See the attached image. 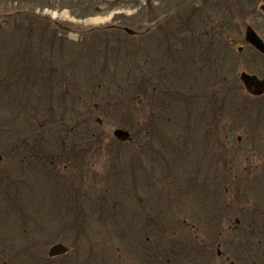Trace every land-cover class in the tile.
<instances>
[{"label":"rangeland","instance_id":"1","mask_svg":"<svg viewBox=\"0 0 264 264\" xmlns=\"http://www.w3.org/2000/svg\"><path fill=\"white\" fill-rule=\"evenodd\" d=\"M263 6L264 0H0V151L25 147L35 155L29 164L56 163L67 198L60 205L58 194L44 195L45 208L32 203L24 226L8 209L20 207L0 202V264L35 263L17 250L25 229L44 238V256L32 253L44 264L50 247H70L74 239L105 261L107 252L117 256L137 243L142 229L152 231V201L212 196V171L190 163L211 146L202 131L216 124L224 178L232 172L247 181L221 185V196L264 197V105L239 80L242 73L264 78V55L245 42L247 27L264 40ZM226 21L228 29L221 27ZM116 130L130 141L116 140ZM73 200L71 217L89 209L92 240L58 230L83 223L65 212ZM61 206L64 212L54 214Z\"/></svg>","mask_w":264,"mask_h":264},{"label":"flooded vegetation","instance_id":"2","mask_svg":"<svg viewBox=\"0 0 264 264\" xmlns=\"http://www.w3.org/2000/svg\"><path fill=\"white\" fill-rule=\"evenodd\" d=\"M70 54H74V51H71ZM71 70L72 72L75 71ZM254 98L261 100L264 105V94ZM261 120L258 123L264 139V117ZM217 129L218 125L216 124L212 126L213 131L207 133L205 130L202 131L204 138H211L212 143H209L211 146H203L202 149H199L196 155L198 162L190 163V167H196L198 171H212L211 185L214 189L212 196L205 198L203 192L202 196H197L193 200L189 196H183L176 201H152V217H148L145 213L148 220L152 221V224L148 222L152 226V231L146 232V229H142V233L136 235L141 236L138 242L135 244L128 243L123 250L118 249L117 256L112 251L111 257L106 251L107 253L104 254L106 260L96 261L93 259L90 243L82 245L81 248L77 243L78 240L75 241L74 239L72 246L66 247L64 245L68 250L62 256L49 257L50 249L60 243L50 247L47 251L49 264L68 255L71 256L69 264H264V197L255 198L256 201H254L253 196H227V199L221 196V185L238 188V186L245 185L247 181L245 177L244 180H241L243 183L241 184L237 180V174L233 175L232 172H228L227 179L224 178V172L220 169L219 140L215 139ZM203 137L201 139L202 145L205 142ZM241 138L244 137H239V142ZM262 147L261 151L264 153V146ZM168 155L172 159L175 154L172 152ZM30 156L35 155L25 147H7L0 151V202L20 207L19 209L13 206L7 208L9 211L11 209L17 211L16 215H20V218L17 219L22 222L23 226L28 221L29 209H33L32 203L36 202L37 209L43 210L45 208L44 195L47 194L49 197L50 193L55 196L58 194L56 196L58 199L54 202L59 201L60 205L65 201L64 199H67L63 194H60V188L58 189L57 181L62 175L57 164L52 162L48 168L39 163L37 165L29 164ZM182 156L188 160L190 155L181 151ZM41 160L42 158H37L36 161ZM66 168L67 166H65V170ZM47 176L53 180L50 181ZM46 177L48 179H45ZM206 177L210 178V176ZM50 183L51 189L49 191ZM185 183L190 184L191 181L184 182L183 180L181 185H185ZM204 183L205 181L202 180V185ZM209 184V180H206V185ZM45 185L47 190L44 189ZM72 190V188L68 189L70 193ZM72 197L73 195H68V199ZM87 198H89L88 203H91V198L88 196L85 201ZM73 202L74 206L65 212L73 221L82 219L83 223L72 222L71 227L58 230H63L73 237L76 235L83 236L82 239L86 242L92 240L93 229L90 227V216L87 213L89 209L85 207L84 217H78V215L71 217L77 200H73ZM160 202H162L161 204L164 203L163 209L158 206ZM72 208L73 211L71 212ZM54 211V214L60 215L64 212V208L61 206L60 209ZM43 215L38 214L41 219ZM158 219L163 221L160 220V224H157ZM27 232L28 230L25 229V234L23 233L27 240L17 250L22 253L24 258L29 259L28 262L44 264V261H39L40 256H44L46 251L43 243L44 238L39 237V233L34 238L32 234L29 235ZM106 248L108 247L106 246ZM33 252H40V256H34Z\"/></svg>","mask_w":264,"mask_h":264},{"label":"water","instance_id":"3","mask_svg":"<svg viewBox=\"0 0 264 264\" xmlns=\"http://www.w3.org/2000/svg\"><path fill=\"white\" fill-rule=\"evenodd\" d=\"M262 11L264 12V6L262 8ZM129 35H134L135 32L130 29L124 30ZM245 41L251 45L253 48H255L260 53L264 54V42L261 40V38L257 35V33L251 28L248 27L245 33ZM241 50H239L240 52ZM241 83L245 86L247 91H249L253 96H261L264 94V80H259L255 76H250L246 73H243L240 76ZM115 138H117L120 142H126L129 140L130 136L129 133L122 131V130H116L114 132ZM67 252V249L62 245H57L53 247L50 252L49 256L51 258L63 255Z\"/></svg>","mask_w":264,"mask_h":264},{"label":"trees","instance_id":"4","mask_svg":"<svg viewBox=\"0 0 264 264\" xmlns=\"http://www.w3.org/2000/svg\"><path fill=\"white\" fill-rule=\"evenodd\" d=\"M203 25H204V23H202ZM221 27H228V28H230V24H229V22L228 21H226V22H222V24H221ZM227 28V29H228Z\"/></svg>","mask_w":264,"mask_h":264}]
</instances>
